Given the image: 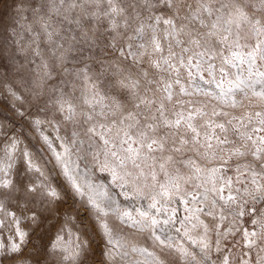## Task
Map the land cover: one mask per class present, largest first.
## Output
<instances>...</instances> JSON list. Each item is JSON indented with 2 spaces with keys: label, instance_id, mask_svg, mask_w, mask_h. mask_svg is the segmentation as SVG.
<instances>
[{
  "label": "snow or ice",
  "instance_id": "6c2138e0",
  "mask_svg": "<svg viewBox=\"0 0 264 264\" xmlns=\"http://www.w3.org/2000/svg\"><path fill=\"white\" fill-rule=\"evenodd\" d=\"M20 3L11 43L39 59L38 82L69 71L75 29L90 39L105 25L126 67L114 65V95L84 68L76 75L92 86L79 102L61 90L38 109L51 112L29 120L49 154L43 165L18 135L5 136L0 264H89L86 234L100 236L102 264H264V0ZM64 25L75 29L65 36ZM6 87L23 107L22 94ZM17 161L22 183L12 178ZM34 201L60 223L29 249L20 225L39 226Z\"/></svg>",
  "mask_w": 264,
  "mask_h": 264
},
{
  "label": "rangeland",
  "instance_id": "374dc122",
  "mask_svg": "<svg viewBox=\"0 0 264 264\" xmlns=\"http://www.w3.org/2000/svg\"><path fill=\"white\" fill-rule=\"evenodd\" d=\"M20 7V0H0V123L6 126L3 134H0V149L6 143L5 136L16 134L28 146L37 162L43 165L49 159V154L47 150H43V144L39 140L38 133L33 131L29 120L37 116L40 119H49L51 112L46 117L39 113L38 109L44 107L49 100H54L61 90L68 96H74L76 102H79L82 91L91 89L92 86L91 83L82 80L76 75L78 70L84 68L87 69L88 76L92 78V82L97 85L99 91L109 92L114 95L116 93L114 87L116 80L114 65L120 63L121 67H126V64L119 61L118 54L110 46L112 37L105 32V25L94 27L89 33L90 39L78 35L79 30L75 29L74 25H64L62 34L67 36L69 34L68 30L72 28L75 30L71 35H76L77 37L68 52L67 62L64 65L69 71L65 72L63 69H58L53 72L50 80H40L38 82L37 65L40 63L39 59L33 55V52L27 48L26 44L11 43L12 30L15 28L19 31L18 9ZM65 48H68V44H65ZM49 49L50 46L46 47L45 44H41V51L45 58L50 56ZM6 85H11L14 90L18 91V94H22L23 107H20V101L14 100ZM54 90L56 91L54 92ZM34 92L41 93L39 100L33 95ZM14 103L20 108V111L30 115L21 118L12 107ZM46 132L53 137L57 135L52 127H46ZM63 134L61 132V135ZM2 155L3 153L0 151V156ZM24 171L23 162L17 161L12 171V178L16 183L23 182ZM97 175L101 180H104L107 174L97 173ZM104 182L108 183L109 181L104 180ZM114 191L119 193L120 190L114 189ZM117 198L122 204L129 203L124 200L123 196H118ZM71 203L72 201L69 197L66 203H62L60 207H68ZM30 207L40 216V223L39 226L34 225L30 219H25L21 222V228L31 233L29 249H31L32 243L37 246L46 244L53 237L60 223L54 215L43 211V204L34 201ZM30 214L28 213V215ZM183 215V205H179L177 216L182 217ZM3 235L5 237L8 235L7 230L4 231ZM83 238L90 239L91 243V252L88 258L89 264H102L103 242L100 236L95 235L93 237L91 234H86ZM239 241L240 237L237 236V245L233 247V251L236 253L240 251ZM230 246H232L231 243Z\"/></svg>",
  "mask_w": 264,
  "mask_h": 264
},
{
  "label": "bare ground",
  "instance_id": "6f19581e",
  "mask_svg": "<svg viewBox=\"0 0 264 264\" xmlns=\"http://www.w3.org/2000/svg\"><path fill=\"white\" fill-rule=\"evenodd\" d=\"M48 134V132H46Z\"/></svg>",
  "mask_w": 264,
  "mask_h": 264
}]
</instances>
